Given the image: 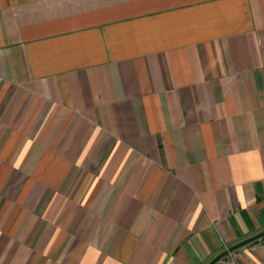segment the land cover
<instances>
[{
	"label": "crops",
	"instance_id": "1",
	"mask_svg": "<svg viewBox=\"0 0 264 264\" xmlns=\"http://www.w3.org/2000/svg\"><path fill=\"white\" fill-rule=\"evenodd\" d=\"M263 230L264 0H0V264H209Z\"/></svg>",
	"mask_w": 264,
	"mask_h": 264
},
{
	"label": "water",
	"instance_id": "2",
	"mask_svg": "<svg viewBox=\"0 0 264 264\" xmlns=\"http://www.w3.org/2000/svg\"><path fill=\"white\" fill-rule=\"evenodd\" d=\"M264 235V230L243 240V241H240L239 243H236L232 246H230L229 248H227L226 250H224L223 252H221L220 254H218L209 264H215L221 257H223L226 253H228L229 251H232V250H235L241 246H244L246 244H248L249 242L261 237Z\"/></svg>",
	"mask_w": 264,
	"mask_h": 264
}]
</instances>
